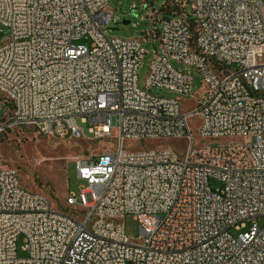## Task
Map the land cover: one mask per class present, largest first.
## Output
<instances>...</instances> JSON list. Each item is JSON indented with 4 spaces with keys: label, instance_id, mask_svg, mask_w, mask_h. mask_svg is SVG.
<instances>
[{
    "label": "built area",
    "instance_id": "1",
    "mask_svg": "<svg viewBox=\"0 0 264 264\" xmlns=\"http://www.w3.org/2000/svg\"><path fill=\"white\" fill-rule=\"evenodd\" d=\"M154 13L145 37L121 39L108 35V0H0V134L83 138L79 118L106 144L74 162L72 212L0 163V264H264V0H162ZM190 68L206 96L184 111ZM145 138L184 140L185 153L124 145Z\"/></svg>",
    "mask_w": 264,
    "mask_h": 264
},
{
    "label": "rangeland",
    "instance_id": "2",
    "mask_svg": "<svg viewBox=\"0 0 264 264\" xmlns=\"http://www.w3.org/2000/svg\"><path fill=\"white\" fill-rule=\"evenodd\" d=\"M162 0H154L152 5L142 9L141 0H108V8L113 14V21L109 25L108 35L121 39H133L145 37V31L151 30L154 26L156 14ZM134 5V8H132ZM132 8V9H131ZM124 21L126 23H124ZM111 28H116L112 30ZM6 29L0 25V42L6 35ZM80 42H85L83 39ZM88 44V42H86ZM146 54L138 69V84L143 86L147 74L148 62L154 56L153 50L158 47L157 42L150 37L143 43ZM175 68H183L178 62L171 61ZM234 67V66H232ZM191 69L193 82L190 95L181 100V108L186 111L197 101L201 102L206 96V90L200 76ZM151 92L155 95L172 97L175 94L165 89L153 87ZM8 109L4 99L0 96V120ZM77 126L82 130L83 138H71L70 136L61 139L46 136L35 131L33 128H13L0 134V163L3 166L16 171L18 181L24 188L45 194L49 197L52 208L59 206L69 212L75 207L65 204L68 194H78V187L84 184L79 180L74 168V162L88 156H94L106 146L104 142L90 139L88 124L76 119ZM199 119L193 117L190 120L192 133L195 135ZM115 132L113 131V136ZM126 148L135 151L155 150L157 148H169L175 150L178 156L183 157L186 142L178 138H145L143 142L126 140ZM72 146V147H71ZM56 149V150H55ZM211 186H217L211 181ZM67 206V207H66ZM75 214V210L73 211ZM124 232L129 241L139 240V224L132 215L127 214L123 219ZM231 234L236 236L238 231L231 229ZM18 255L25 253L20 249L22 236L16 240Z\"/></svg>",
    "mask_w": 264,
    "mask_h": 264
},
{
    "label": "water",
    "instance_id": "3",
    "mask_svg": "<svg viewBox=\"0 0 264 264\" xmlns=\"http://www.w3.org/2000/svg\"><path fill=\"white\" fill-rule=\"evenodd\" d=\"M144 9V8H143ZM124 23H126L125 21H124ZM112 30H115L116 28H111Z\"/></svg>",
    "mask_w": 264,
    "mask_h": 264
},
{
    "label": "bare ground",
    "instance_id": "4",
    "mask_svg": "<svg viewBox=\"0 0 264 264\" xmlns=\"http://www.w3.org/2000/svg\"><path fill=\"white\" fill-rule=\"evenodd\" d=\"M72 147V146H71ZM56 150V149H55Z\"/></svg>",
    "mask_w": 264,
    "mask_h": 264
}]
</instances>
